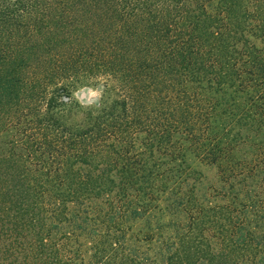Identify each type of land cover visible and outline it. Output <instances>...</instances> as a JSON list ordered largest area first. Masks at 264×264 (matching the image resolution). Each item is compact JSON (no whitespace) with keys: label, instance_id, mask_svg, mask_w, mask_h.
<instances>
[{"label":"trees","instance_id":"1","mask_svg":"<svg viewBox=\"0 0 264 264\" xmlns=\"http://www.w3.org/2000/svg\"><path fill=\"white\" fill-rule=\"evenodd\" d=\"M0 264H264V0H0Z\"/></svg>","mask_w":264,"mask_h":264},{"label":"rangeland","instance_id":"2","mask_svg":"<svg viewBox=\"0 0 264 264\" xmlns=\"http://www.w3.org/2000/svg\"><path fill=\"white\" fill-rule=\"evenodd\" d=\"M262 41L263 39H255L257 44H262ZM105 80L106 77L103 75L92 78L82 77L81 81L68 87L69 97L64 95L65 100L60 106L55 107L54 111L69 124L83 125L89 107L96 106L97 100L102 99ZM62 81L65 82L64 79ZM62 81H56V83H61ZM53 84L54 82H51L49 86L51 87ZM188 162L195 167V174L202 172V185L206 188L209 179L215 176V167L203 164L193 155L188 157Z\"/></svg>","mask_w":264,"mask_h":264},{"label":"water","instance_id":"3","mask_svg":"<svg viewBox=\"0 0 264 264\" xmlns=\"http://www.w3.org/2000/svg\"><path fill=\"white\" fill-rule=\"evenodd\" d=\"M82 94H84V93H82Z\"/></svg>","mask_w":264,"mask_h":264}]
</instances>
